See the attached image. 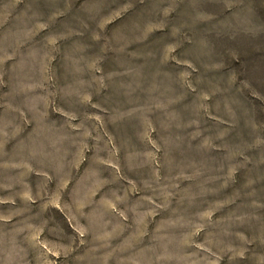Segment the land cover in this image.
I'll return each instance as SVG.
<instances>
[{
	"label": "rangeland",
	"instance_id": "obj_1",
	"mask_svg": "<svg viewBox=\"0 0 264 264\" xmlns=\"http://www.w3.org/2000/svg\"><path fill=\"white\" fill-rule=\"evenodd\" d=\"M0 264H264V0H0Z\"/></svg>",
	"mask_w": 264,
	"mask_h": 264
}]
</instances>
